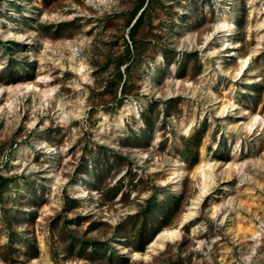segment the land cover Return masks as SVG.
<instances>
[{
    "label": "rangeland",
    "instance_id": "obj_1",
    "mask_svg": "<svg viewBox=\"0 0 264 264\" xmlns=\"http://www.w3.org/2000/svg\"><path fill=\"white\" fill-rule=\"evenodd\" d=\"M137 4L0 0V264H264V0H159L114 99Z\"/></svg>",
    "mask_w": 264,
    "mask_h": 264
},
{
    "label": "trees",
    "instance_id": "obj_2",
    "mask_svg": "<svg viewBox=\"0 0 264 264\" xmlns=\"http://www.w3.org/2000/svg\"><path fill=\"white\" fill-rule=\"evenodd\" d=\"M159 0H138L137 7L135 8L131 22L129 23L130 28L128 30V39L130 43L126 42L125 51L119 57L117 62V74L113 79H109L105 85L104 93H110L114 99L117 97L118 90L121 89V95H126L129 92V86L127 78L124 80V74L120 70L122 65H126L125 73H130L132 70V62H139L142 59L143 53H146L150 38H157V34L153 33L152 22H151V11L153 10L156 3ZM244 8V12H246ZM246 15V14H245ZM147 23V24H146ZM72 25V23H66L60 25L58 28L65 27L66 25ZM164 57L169 61L167 52H164ZM153 56V55H152ZM151 56V57H152ZM190 151V150H189ZM9 179L0 175V196L2 191L7 187ZM156 196L152 195L149 199L145 200L141 209L136 213V216H149L153 214L154 204ZM144 232V228L141 227L139 236ZM142 242V240H140ZM144 244V243H143ZM143 244H141V251L143 250ZM143 247V248H142Z\"/></svg>",
    "mask_w": 264,
    "mask_h": 264
},
{
    "label": "bare ground",
    "instance_id": "obj_3",
    "mask_svg": "<svg viewBox=\"0 0 264 264\" xmlns=\"http://www.w3.org/2000/svg\"><path fill=\"white\" fill-rule=\"evenodd\" d=\"M218 27V26H217ZM219 28V27H218ZM247 60H243V64H246ZM83 67L79 69V73H82ZM29 86V85H28ZM34 88V87H33ZM179 235V230L178 229H170V230H164L158 234V239L157 242H163L165 240H175ZM160 246V245H159Z\"/></svg>",
    "mask_w": 264,
    "mask_h": 264
},
{
    "label": "water",
    "instance_id": "obj_4",
    "mask_svg": "<svg viewBox=\"0 0 264 264\" xmlns=\"http://www.w3.org/2000/svg\"><path fill=\"white\" fill-rule=\"evenodd\" d=\"M180 227H182V225H180Z\"/></svg>",
    "mask_w": 264,
    "mask_h": 264
}]
</instances>
